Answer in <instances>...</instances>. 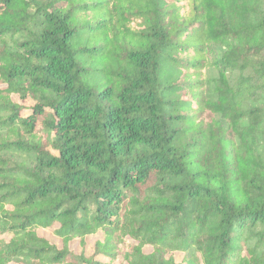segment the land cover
Listing matches in <instances>:
<instances>
[{
  "label": "trees",
  "instance_id": "trees-1",
  "mask_svg": "<svg viewBox=\"0 0 264 264\" xmlns=\"http://www.w3.org/2000/svg\"><path fill=\"white\" fill-rule=\"evenodd\" d=\"M0 264H264V0H0Z\"/></svg>",
  "mask_w": 264,
  "mask_h": 264
},
{
  "label": "rangeland",
  "instance_id": "rangeland-1",
  "mask_svg": "<svg viewBox=\"0 0 264 264\" xmlns=\"http://www.w3.org/2000/svg\"><path fill=\"white\" fill-rule=\"evenodd\" d=\"M13 100L14 101H17V97H13ZM32 102H30V101H28L27 103H25V105L27 106V107H31L32 106ZM30 113V110L29 109H27V110H25L24 112H23V114H25V115H27V114H29ZM38 234L40 235V236H44V237H46L47 239H50L52 242H54V243H57V241H55V240H53L52 239V235H51V232L50 231H38ZM87 242H88V244H87V246L85 247V254L86 255H90L91 253H92V246H93V240H87ZM72 246H71V249H74L75 250V252H79L80 251V248H79V246L77 247V245H76V243H73V244H71ZM60 247V246H59Z\"/></svg>",
  "mask_w": 264,
  "mask_h": 264
}]
</instances>
